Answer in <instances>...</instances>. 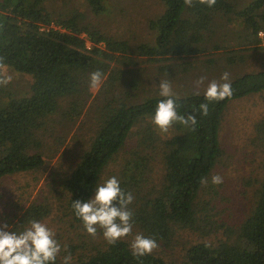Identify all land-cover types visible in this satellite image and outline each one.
<instances>
[{
  "label": "trees",
  "instance_id": "16d2710c",
  "mask_svg": "<svg viewBox=\"0 0 264 264\" xmlns=\"http://www.w3.org/2000/svg\"><path fill=\"white\" fill-rule=\"evenodd\" d=\"M82 1L92 15L106 13L105 0ZM160 1L163 13L148 22L153 43L132 45L102 33L81 12H51L47 0H0V60L32 78L28 96L0 102V179L41 169L54 117L74 122L93 102L98 112L93 138L62 183V201L74 223L83 227L72 202L94 196L105 168L133 137L136 144L129 156L104 180L116 177L121 189L133 195V233L170 247L178 230L200 236L221 230L225 240L192 245L185 252V264H264V180L250 214L235 228L217 222L213 195L204 198L205 184L224 155L218 140L223 112L230 101L262 93L264 71L232 81L233 95L210 103L206 116L199 110L206 103L204 94L173 95L177 113L194 115L196 124L176 123L164 136L152 123L164 98L142 99L133 72L141 62L171 63L219 51L227 40L220 34L222 21L243 31L246 46L259 45L264 42V0H216L211 8L198 3L187 7L184 0ZM95 71L102 73V83L92 95L89 77ZM254 135L252 142L264 155V120L254 125ZM156 152L163 165L157 182ZM52 211L48 201L34 202L22 209L15 228L23 231L30 221L42 222ZM87 238L82 245H70L55 264H63L68 254L69 264H165L153 253L135 257L125 238L108 245L99 229Z\"/></svg>",
  "mask_w": 264,
  "mask_h": 264
},
{
  "label": "rangeland",
  "instance_id": "374dc122",
  "mask_svg": "<svg viewBox=\"0 0 264 264\" xmlns=\"http://www.w3.org/2000/svg\"><path fill=\"white\" fill-rule=\"evenodd\" d=\"M105 4L106 13L94 16L82 0H47V8L51 12H81L87 15L91 25L108 36L127 40L132 45L153 43L148 22L163 13L164 6L160 0H105ZM220 24V34H225L227 40L219 51L171 63L141 62L133 68L142 89L140 97L143 99L158 96V84L164 79L171 83L174 96H183L204 94L208 83L212 80L220 81L224 72L230 74L231 83L246 74L264 71V42L257 46H246L247 41L240 28L233 24L225 25L224 21ZM259 37L263 39L262 33ZM86 45L89 48V44ZM231 53L235 55L232 56ZM8 70L13 75V80L7 86H0V102L29 95L31 76L11 68ZM201 76L206 77L205 82L197 87L195 82ZM98 90L91 88L90 92L95 95ZM97 115L95 105L89 102L85 113L74 122L64 120L60 115L54 117L55 120L49 125V136L45 140V164L42 168L0 179V225L7 224L10 230L17 231V217L23 208L37 201H48L53 211L41 223L55 233V239L61 245L60 254L66 255L70 245L88 242V234L84 228L74 223L64 207L62 183L69 177L93 138ZM261 120H264V91L230 101L223 112L218 140L224 155L205 184L204 198L208 200L209 195L214 196L212 206L217 222L232 228L237 227L250 214L254 207L256 190L264 180V155L261 148L252 142L255 137L254 125ZM135 141L131 137L109 163L99 185L103 184L111 171L118 170L120 163L134 148ZM158 151L161 152L159 148ZM153 162V179L157 182L163 174L158 152ZM217 174L222 177L223 182L214 185L211 182L212 176ZM209 187L214 189V194ZM135 235L137 234L132 232L125 239L131 244ZM219 239L225 240L221 230L208 236H200L189 230H178L170 247L158 245L152 253L161 257L165 264H185L184 256L189 247L198 243L215 244Z\"/></svg>",
  "mask_w": 264,
  "mask_h": 264
},
{
  "label": "clouds",
  "instance_id": "9594fccd",
  "mask_svg": "<svg viewBox=\"0 0 264 264\" xmlns=\"http://www.w3.org/2000/svg\"><path fill=\"white\" fill-rule=\"evenodd\" d=\"M197 3L211 8L216 4V0H184L187 7H193ZM229 76L228 72H224L220 81L212 80L208 83L204 92L206 103L199 105L202 115L208 114L210 103L223 101L233 95ZM205 79L206 77L201 76L195 82L196 86L204 84ZM12 80L13 75L0 60V86H7ZM89 81L90 88L98 90L102 83V73H91ZM158 89L159 95L164 99L157 104L152 123L159 133H167L176 123L185 127L196 124L194 115L185 117L177 113V104L172 98V86L167 79L159 82ZM211 182L218 185L223 180L217 174L212 176ZM133 199L131 193L121 189L117 178L111 177L96 188L94 196L90 199L72 202V209L76 218L82 222L86 234L95 237L99 229L106 243L111 246L132 233L133 212L129 205ZM130 248L135 257H144L156 250L158 244L153 238L137 234ZM60 252L61 245L55 239V233L44 223L30 221L29 227L19 232L10 230L7 224L0 225V264H55ZM71 259V254H68L64 257L63 264H69Z\"/></svg>",
  "mask_w": 264,
  "mask_h": 264
}]
</instances>
